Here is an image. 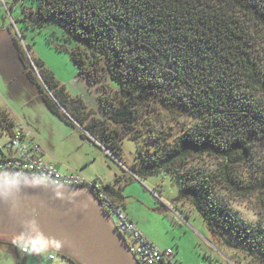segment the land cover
Segmentation results:
<instances>
[{"label": "trees", "instance_id": "1", "mask_svg": "<svg viewBox=\"0 0 264 264\" xmlns=\"http://www.w3.org/2000/svg\"><path fill=\"white\" fill-rule=\"evenodd\" d=\"M19 2L16 21L27 29L49 26L60 41L74 43L62 47L78 72L105 90L100 118L44 61L31 63L14 39L48 108L118 158L128 135L136 143L131 170L138 178L172 174L177 199L190 200L215 237L264 264V211L251 221L226 196L256 194L264 206V0H14ZM108 82L114 94L107 92ZM159 106L193 122L181 123L173 136L155 131L149 118L139 132L135 124ZM163 126L173 129L167 121ZM141 132L152 146L139 142ZM24 176L13 172L0 181ZM103 185L122 205L123 189Z\"/></svg>", "mask_w": 264, "mask_h": 264}, {"label": "rangeland", "instance_id": "2", "mask_svg": "<svg viewBox=\"0 0 264 264\" xmlns=\"http://www.w3.org/2000/svg\"><path fill=\"white\" fill-rule=\"evenodd\" d=\"M20 4L14 3V0H0V108L34 125L45 151L53 147L64 162H55L61 170L66 169L68 158L78 161L82 157H91L92 161L88 164L90 169L100 172L106 179L114 180L115 173H124L127 177L122 181L124 194L127 195V207L124 210L135 215L148 238L156 245L171 247L180 264H253L243 250L228 247L213 235L190 200L177 199L179 182L176 177L165 171L143 178L132 173L137 149L136 143L128 135H123V156L118 158L98 146L94 137L82 127L66 123L48 108L36 83L28 78L14 39L19 41L31 63L34 58L44 61L66 89L73 96L79 97L94 116L100 118L105 116L101 104L105 90L99 80L90 81L82 76L69 51L62 47L73 48L74 43L60 41L49 26L27 29L22 22L16 21L21 16ZM262 45L264 49V43ZM34 73L48 91L38 68L34 67ZM107 86V92L114 94V85L108 82ZM144 115L135 124L139 132L144 128V121L147 122L149 118H153L157 124L155 131L163 128L172 132L173 136L179 131L181 123L193 122L190 117L173 115L160 106L151 114L146 112ZM165 121L173 129L165 128ZM138 139L140 143L152 146L145 132H141ZM89 170L83 174L91 179ZM226 196L230 198L233 207L251 221H256L261 216L260 211H264L256 194L246 196L229 193ZM0 264H16V253L0 247ZM58 264L68 262L58 258Z\"/></svg>", "mask_w": 264, "mask_h": 264}, {"label": "water", "instance_id": "3", "mask_svg": "<svg viewBox=\"0 0 264 264\" xmlns=\"http://www.w3.org/2000/svg\"><path fill=\"white\" fill-rule=\"evenodd\" d=\"M87 186L1 180L0 234L48 245L80 264H141Z\"/></svg>", "mask_w": 264, "mask_h": 264}, {"label": "built area", "instance_id": "4", "mask_svg": "<svg viewBox=\"0 0 264 264\" xmlns=\"http://www.w3.org/2000/svg\"><path fill=\"white\" fill-rule=\"evenodd\" d=\"M0 177L20 172L53 184L74 185L89 190L110 214L127 242L129 250L141 264H180L171 247L162 248L151 241L133 221L123 206L101 181L87 178L81 171L63 172L45 157L46 151L35 130L25 119L14 117L0 108ZM92 181V182H91ZM16 264H58V258L75 264L56 249L37 242L18 245Z\"/></svg>", "mask_w": 264, "mask_h": 264}, {"label": "crops", "instance_id": "5", "mask_svg": "<svg viewBox=\"0 0 264 264\" xmlns=\"http://www.w3.org/2000/svg\"><path fill=\"white\" fill-rule=\"evenodd\" d=\"M26 121H28V120H26ZM28 123L31 125V127L35 130V132L37 133L38 132V130L34 127V125H32V123L31 122H29L28 121ZM76 125H79L78 123H76ZM80 126V125H79ZM81 127V126H80ZM37 136H38V133H37ZM39 137V136H38ZM94 137V136H93ZM39 139H40V137H39ZM94 139V142L98 145V146H100V147H102V148H104L105 150H106V152L107 153H111L110 152V150L109 149H107V148H105L103 145H101L100 143H99V141L94 137L93 138ZM41 140V139H40ZM112 154V153H111ZM113 155V154H112ZM45 157L48 159V160H50L51 162H53L57 167H58V163L56 164L55 162H61V163H64V162H62V160H60V156L58 155V154H56V152L54 151V148L52 147L51 149H50V151L49 150H47L46 151V154H45ZM91 159V157L90 158H88V157H82V158H80V160H78L77 161V159H75V158H68V164L66 165L67 167H66V169L63 171V172H70V171H76V170H78V171H81L82 173L83 172H86V171H88L89 169H90V166H88V164H89V162L90 161H92V160H90ZM53 160V161H52ZM59 168V167H58ZM60 169V168H59ZM61 170V169H60ZM89 176H91L92 178L91 179H98L99 181H102L103 183H106V182H110L116 189H120V188H122L123 190V193H124V188H125V186H123L124 184H122L123 182V180H126L127 179V177L125 176V174L123 173V174H117V173H115L114 174V180H112V179H106V178H104L103 176H102V174L100 173V172H98V171H94L93 169H90L89 170ZM133 173V172H132ZM135 175V174H134ZM137 177V176H136ZM125 195V199H124V201H123V204H122V206H123V208L124 209H126V207H127V204H126V199H127V195L126 194H124ZM128 214V216L133 220V221H135L137 224H138V226H139V228L141 229V231L146 235V233L144 232V230H143V227L141 226V224L138 222V219L135 217V215L134 214H132L131 213V215L129 214V213H127ZM147 236V235H146ZM147 238H148V236H147Z\"/></svg>", "mask_w": 264, "mask_h": 264}, {"label": "flooded vegetation", "instance_id": "6", "mask_svg": "<svg viewBox=\"0 0 264 264\" xmlns=\"http://www.w3.org/2000/svg\"><path fill=\"white\" fill-rule=\"evenodd\" d=\"M28 240L21 237H14L7 234H0V247L10 249L14 252L17 251L19 244L27 242Z\"/></svg>", "mask_w": 264, "mask_h": 264}]
</instances>
